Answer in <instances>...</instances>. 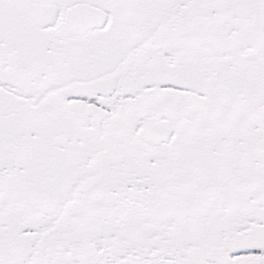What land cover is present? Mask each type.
<instances>
[{"label":"snow or ice","instance_id":"6c2138e0","mask_svg":"<svg viewBox=\"0 0 264 264\" xmlns=\"http://www.w3.org/2000/svg\"><path fill=\"white\" fill-rule=\"evenodd\" d=\"M0 264H264V0H0Z\"/></svg>","mask_w":264,"mask_h":264}]
</instances>
